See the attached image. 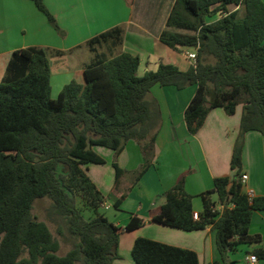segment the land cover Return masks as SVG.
Wrapping results in <instances>:
<instances>
[{
	"label": "trees",
	"instance_id": "obj_1",
	"mask_svg": "<svg viewBox=\"0 0 264 264\" xmlns=\"http://www.w3.org/2000/svg\"><path fill=\"white\" fill-rule=\"evenodd\" d=\"M30 1L64 38L43 0ZM122 35L123 30L114 27L87 45L92 50L108 45L111 52L121 46ZM158 39L173 51L195 49V65L182 71L159 62L155 71L138 76L137 55L101 54L83 70L84 84L71 80L55 99L44 48L27 47L2 58L0 264H112L120 258V233L139 229L144 221L131 216L122 229L112 224L100 211L105 198L86 169L104 164L93 147L111 150L117 191L125 171L116 159L129 141L139 145L143 158L132 185L153 166L161 122L158 103L148 98L155 85L177 90L196 86L183 112L190 135L202 128L213 109L232 116L242 106V112L230 157L232 178L217 177L210 190L198 195L202 210L196 218L193 196L180 178L162 194L164 202L151 214V222L186 232L210 227L225 264L229 252L260 243L248 229L252 214L264 212V196L246 194L240 176L245 134L264 136V2L174 0ZM125 197L126 192L121 193L114 208ZM42 198L50 201L46 217L55 236L32 215L33 203ZM62 244L69 249L59 255ZM252 253L264 260V247ZM131 257L135 264H199L194 251L141 237L134 240Z\"/></svg>",
	"mask_w": 264,
	"mask_h": 264
},
{
	"label": "crops",
	"instance_id": "obj_2",
	"mask_svg": "<svg viewBox=\"0 0 264 264\" xmlns=\"http://www.w3.org/2000/svg\"><path fill=\"white\" fill-rule=\"evenodd\" d=\"M43 3L66 33L64 38L56 34L32 1L0 0V76L2 58L27 47L44 48L50 69L52 62L67 57L68 66L74 70L70 73L72 80L79 84H84L85 67L101 54L108 57L120 52L137 55L139 67L142 59H145L143 73L155 71L159 62L174 64L182 71L191 65L186 54L193 49L180 47L178 51H173L158 39L160 32L165 29L174 0H43ZM114 27L123 30L119 48L110 52L108 45H96L93 50L88 47L90 39ZM87 52L91 55L82 59V54ZM73 62L77 64L74 65ZM58 72L66 74L67 70L58 68ZM64 85L59 86L57 93ZM195 89L196 86L177 90L158 85L150 89L148 98L158 103L161 122L154 145L153 166L137 183L132 185L130 177L143 162L136 142H127L117 156V165L125 174L120 178L115 192L113 152L93 147L94 152L104 159V164L88 165L86 173L105 198L100 211L121 229L131 216L144 221L141 228L120 233V258L112 264H135L131 248L134 240L139 237L194 251L199 264H225L216 248L215 231L210 227L186 232L151 222V214L164 202L162 194L180 178H184L185 191L193 196L192 208L196 218V214L202 210V201L198 195L210 190L215 178L233 176L230 157L242 107L237 106L232 116L226 115L220 108L213 109L202 128L195 135H190L184 123L183 112ZM241 174L247 176L243 183L246 194L264 196V136L258 132L245 134ZM123 192H126L125 199L118 208H114L115 200ZM111 209L112 213H107ZM248 232L251 236H259L260 243L241 245L237 250L229 252L227 263L247 264L246 258L253 254L252 251L264 247V212L252 214ZM255 264H264V260L257 259Z\"/></svg>",
	"mask_w": 264,
	"mask_h": 264
},
{
	"label": "rangeland",
	"instance_id": "obj_3",
	"mask_svg": "<svg viewBox=\"0 0 264 264\" xmlns=\"http://www.w3.org/2000/svg\"><path fill=\"white\" fill-rule=\"evenodd\" d=\"M239 15H242V12L239 13ZM88 52L85 54H82V59H86L87 57H89ZM173 57L174 54L172 53ZM143 58V57H142ZM66 58L63 59H57L54 62H52V67L50 69L51 71V80H50V84H51V98L55 99L58 95L57 91L59 90V86H62L63 84H67L69 83L73 77H71L70 73H72L74 70L73 68H70L68 66V62L66 61ZM82 59L80 60V62H82ZM70 64H72V62H69ZM73 64H77L76 62H73ZM58 68H64V70H67L66 74H64L63 72H58ZM145 69V59H142L141 61V65L137 71V75L138 76H142L143 75V70ZM242 107V106H241ZM134 173L130 174L131 179L134 178ZM212 199H215V196H212ZM50 201L47 198H42V199H37L35 200V202L33 203V207H32V215L41 222H45L47 224V226L49 227L50 231L52 232V234L55 236V228L54 225L52 223H50L47 220L46 217V212L47 209L49 207ZM113 209H111L110 211H108L107 213H112ZM143 238V237H142ZM148 239V238H146ZM69 249L68 246L63 245L61 246L60 251L58 252L59 255H64L67 250Z\"/></svg>",
	"mask_w": 264,
	"mask_h": 264
},
{
	"label": "built area",
	"instance_id": "obj_4",
	"mask_svg": "<svg viewBox=\"0 0 264 264\" xmlns=\"http://www.w3.org/2000/svg\"><path fill=\"white\" fill-rule=\"evenodd\" d=\"M186 57L190 61L191 65L194 66L195 65V49H193L192 52L187 53ZM240 180L242 183H244L247 180V176L245 174H241ZM249 196H251V195H249ZM219 208H221V206H219ZM194 218H195V216H194ZM256 261H257V258L254 254H251L246 258L247 264H255Z\"/></svg>",
	"mask_w": 264,
	"mask_h": 264
}]
</instances>
